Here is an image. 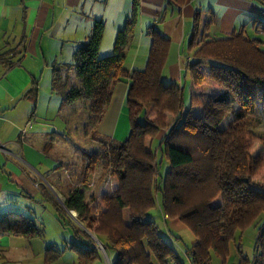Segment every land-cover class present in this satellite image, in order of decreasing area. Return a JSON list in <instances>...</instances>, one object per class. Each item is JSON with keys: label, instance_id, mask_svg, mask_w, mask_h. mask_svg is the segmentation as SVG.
Listing matches in <instances>:
<instances>
[{"label": "trees", "instance_id": "16d2710c", "mask_svg": "<svg viewBox=\"0 0 264 264\" xmlns=\"http://www.w3.org/2000/svg\"><path fill=\"white\" fill-rule=\"evenodd\" d=\"M137 17L138 0H132L130 15L117 31L112 51L103 56L104 22L94 19L87 38L74 50L72 63L51 65L50 89L60 96L61 106L83 101L95 127L116 83H128V138L100 140L94 129L92 139L100 145L86 155L87 175L81 178L85 181L101 166L117 179V187L102 196L104 209L98 214L91 212L84 186L67 193L64 207L76 213L83 227L61 208L58 214L61 225L69 227L74 236L66 246L75 252V264L102 261L98 243L110 264H153L152 258L159 264H184L157 223L145 219L157 205L167 217L184 222L195 236L194 243L184 249L190 264H211L212 254L225 264L232 242L238 260L231 264H264V183L256 177L264 170V133L255 135L248 127L249 117H264L262 41L242 32L210 37L195 29L188 42L193 59L186 66L191 83L198 88L191 91L190 106L182 112L183 87L161 80L170 39L154 25L147 29L150 45L144 67H125ZM211 22V18L205 22L204 30ZM0 61H5L1 54ZM72 69L76 84L69 83ZM35 90L36 85L32 92ZM232 103L236 107H230ZM150 109L152 117L147 114ZM230 109L233 116L222 125ZM166 113L172 115L171 121ZM158 136L153 150L150 143ZM255 142L259 146L253 149ZM164 160L169 166L161 175ZM249 226L256 227L250 258L242 244ZM3 233L32 238L42 237L44 231L33 219L6 212L0 216ZM58 257L54 247H46L45 264H53Z\"/></svg>", "mask_w": 264, "mask_h": 264}, {"label": "crops", "instance_id": "0c3cea01", "mask_svg": "<svg viewBox=\"0 0 264 264\" xmlns=\"http://www.w3.org/2000/svg\"><path fill=\"white\" fill-rule=\"evenodd\" d=\"M131 9L132 0H0V54L5 58L0 61V216L15 212L32 219L29 215V212L35 213L32 203L46 209L48 204L52 210L48 209L50 216L60 223L61 201L72 188L79 186L81 173H78L74 159L68 167L75 170L65 169L71 188L61 187L60 169L50 162V158L54 152H64L59 139L72 130L64 118L61 100L58 104L54 97V94L56 98L59 95L51 91L49 83L45 103V92H41L39 81L47 70L52 76V63H72V54L78 43L87 38L94 19L104 22L100 55L109 54L117 31L124 26ZM210 18L212 22L204 30V24ZM151 25L170 39L161 80L176 83L184 90L186 82L181 79L188 70L187 63L193 59V50L188 43L192 32L197 29L210 37L242 32L246 37L260 38L264 35V0H185L183 3L138 0L134 36L124 63L129 70L145 65L150 45L147 29ZM34 85L36 90L32 92ZM127 88L126 81H119L114 86L111 101L95 127L97 135L100 132L103 138L118 141L128 138ZM197 88L190 82V93ZM74 133L78 137L77 129ZM110 179L111 186L116 187L117 180ZM154 208L158 210L157 214L150 213L148 218L157 223L160 232L177 247L180 255V250L184 252L185 246L194 243L195 236L184 222L167 217L160 206ZM125 216H128L127 212ZM252 228L256 232V227ZM8 235L17 238L20 234ZM26 239L33 240L34 237ZM252 246H243V252L249 258ZM1 255L7 259H2L4 263L9 260L5 254ZM236 257L231 256L229 249L225 264L236 263L237 253ZM218 258L216 264H222ZM101 262L104 264V259Z\"/></svg>", "mask_w": 264, "mask_h": 264}, {"label": "rangeland", "instance_id": "374dc122", "mask_svg": "<svg viewBox=\"0 0 264 264\" xmlns=\"http://www.w3.org/2000/svg\"><path fill=\"white\" fill-rule=\"evenodd\" d=\"M262 41L261 46L264 47V35H260L259 38ZM183 76V75H182ZM50 73L48 70L45 72L43 75L42 79L39 81L41 85V92L44 93L45 97V103L47 102V94L46 92L48 91L49 88V83H50ZM185 79L186 86L185 89L183 90V106H182V112H185L191 103V94L189 92V86L191 82V73L190 70L186 69V75H184L181 79V81ZM71 81H78V79L74 76V71L70 72V77H69V83ZM76 82L74 84H76ZM179 84H182V82L178 81ZM210 85V83H207ZM205 87L208 88L207 85ZM55 99H57V103L59 104V101L61 98L54 94ZM86 104L83 101L76 102L72 104L71 106H64V118L67 120L70 124V128L72 131H70L69 135L67 136H61L60 141L62 142L61 144L63 145L64 152H54L52 155V158H50V162L52 164H55L56 168H59V180L61 181V187L71 188V185L69 183L68 178L66 177L65 169L67 171L73 172L75 168H69V164H73L74 159L76 160V166H77V171L78 173H81V178L83 174L87 175V172L85 171L84 167L86 164V155L90 152L96 151L100 145V142L97 140L98 138L101 140L103 139V135L99 132V135L97 136V139H92V134L93 130L95 129V124L93 122V117L89 114L87 111V107L85 106ZM232 108L236 107V103H232L231 106ZM231 108V109H232ZM231 109L227 111L224 119L222 120L221 124L222 125H227L229 121L231 120L233 114ZM63 110V109H62ZM148 117L153 116V110L150 109L148 111ZM167 119L171 121L172 115L166 113ZM58 121V120H56ZM60 127L62 125V121L59 122ZM56 124V123H55ZM57 126V125H56ZM63 127V125H62ZM61 127V128H62ZM248 127L249 129L255 134V135H260L264 133V117L261 115L256 116L255 118H248ZM77 129L78 132V137H76L74 131ZM130 130V127H129ZM74 133V134H73ZM96 134V133H95ZM129 133H127L126 138ZM94 135V134H93ZM124 139L123 141H125ZM158 144V138H155L153 140V143L151 147L153 150L157 148ZM259 146L258 142H255L253 145V149H256ZM89 155V154H88ZM49 160V159H48ZM101 163V162H100ZM169 164L166 160H164L159 168L160 174L164 175L166 169L168 168ZM37 168V167H35ZM88 178L83 181L81 178L79 182V185L85 187V200L88 203L90 210L93 214H98L100 211L104 209V205L101 201V198L103 195H108L112 193V191L117 187L111 186L112 179H116L114 176L108 175L105 170L100 166H98L93 173H91ZM257 179L260 180L262 183H264V170H262L257 176ZM44 178L48 179V177L45 175ZM50 178V176H49ZM117 180V179H116ZM111 182V183H110ZM118 185V182H117ZM114 187V188H113ZM102 203V205L100 204ZM61 209L64 211L66 216H68L75 224H82V222L79 221V219L76 216V213L74 212V215H71L66 208L63 205V200L61 201ZM45 206L46 208H43L39 204L32 203L33 210L35 213H30L29 215L32 217L34 222L36 223L37 226H42L44 234L42 237H34L33 240L26 239L23 236H17L11 237L8 234H2L0 235V250L3 249V252H0V264H45L44 263V252L46 247L52 246L54 247L58 252H59V257L56 260V264H75L76 263V254L73 250L69 249L65 244V241H72L73 240V234L72 231L69 227L62 226L59 222L56 221V218H52L50 216V206ZM49 207V208H48ZM156 207H159L158 205ZM49 209V210H48ZM32 211V210H31ZM52 211V210H50ZM156 208L151 209L147 214L145 219L149 217L150 213L156 212ZM160 213V212H159ZM161 215L159 214V220ZM80 222V223H79ZM85 226V225H84ZM83 227V224H82ZM89 232L88 228H86ZM247 230L244 231L243 236H242V244L247 245L250 244L252 245L255 239V233L252 226H249V228H246ZM161 231V229H160ZM70 241V242H71ZM169 241V240H168ZM173 241V240H172ZM170 242V241H169ZM9 244V248H7V245ZM176 250L177 247L175 246ZM184 248V247H183ZM6 249L8 252L5 253ZM1 253L5 254L7 258H9L8 261L4 263L3 260H7ZM230 253L231 256L236 257V251L235 247L233 246V242L230 243ZM106 253H103V259L105 260ZM2 257V258H1ZM112 258H114V255H112ZM3 259V260H2ZM180 259L184 264H189L187 261L186 255L183 251L180 250ZM213 264L218 263L219 258L217 256H213ZM102 263L101 260H98L92 264L95 263ZM152 263L153 264H159L156 259L152 258ZM105 264V262H104Z\"/></svg>", "mask_w": 264, "mask_h": 264}, {"label": "built area", "instance_id": "2783aa9c", "mask_svg": "<svg viewBox=\"0 0 264 264\" xmlns=\"http://www.w3.org/2000/svg\"><path fill=\"white\" fill-rule=\"evenodd\" d=\"M98 248L102 251V253H105V251H104V249H103V247H102V245L100 243H98ZM107 258H108V256L106 255L105 256V260H106L105 264H110V261Z\"/></svg>", "mask_w": 264, "mask_h": 264}, {"label": "bare ground", "instance_id": "6f19581e", "mask_svg": "<svg viewBox=\"0 0 264 264\" xmlns=\"http://www.w3.org/2000/svg\"><path fill=\"white\" fill-rule=\"evenodd\" d=\"M69 213H70L71 215H74V211H73V210H70Z\"/></svg>", "mask_w": 264, "mask_h": 264}, {"label": "water", "instance_id": "95a60500", "mask_svg": "<svg viewBox=\"0 0 264 264\" xmlns=\"http://www.w3.org/2000/svg\"><path fill=\"white\" fill-rule=\"evenodd\" d=\"M66 210L69 212L70 210H68L67 208H66ZM80 225V224H79ZM108 259V258H107Z\"/></svg>", "mask_w": 264, "mask_h": 264}]
</instances>
